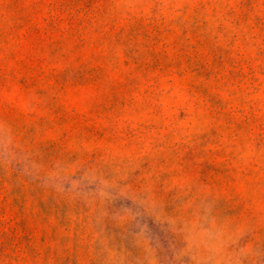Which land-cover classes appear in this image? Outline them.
Listing matches in <instances>:
<instances>
[{"label": "rangeland", "instance_id": "374dc122", "mask_svg": "<svg viewBox=\"0 0 264 264\" xmlns=\"http://www.w3.org/2000/svg\"><path fill=\"white\" fill-rule=\"evenodd\" d=\"M0 264H264V0H0Z\"/></svg>", "mask_w": 264, "mask_h": 264}]
</instances>
